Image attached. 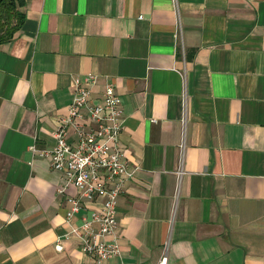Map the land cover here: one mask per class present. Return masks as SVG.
<instances>
[{
  "label": "crops",
  "instance_id": "crops-1",
  "mask_svg": "<svg viewBox=\"0 0 264 264\" xmlns=\"http://www.w3.org/2000/svg\"><path fill=\"white\" fill-rule=\"evenodd\" d=\"M24 1L0 43V264H96L70 228L100 200L68 221L76 190L40 153L88 71L137 166L100 264H156L165 242L168 264H264V0Z\"/></svg>",
  "mask_w": 264,
  "mask_h": 264
},
{
  "label": "built area",
  "instance_id": "built-area-1",
  "mask_svg": "<svg viewBox=\"0 0 264 264\" xmlns=\"http://www.w3.org/2000/svg\"><path fill=\"white\" fill-rule=\"evenodd\" d=\"M97 82V74L91 71L73 76L74 94L66 113L58 118L53 131L55 143L40 153L63 174L58 191L63 193L69 185L76 190L67 197L71 203L65 214L68 221L86 209L88 202L100 200L99 207L89 216L81 214V222L70 228L79 239V249L100 264L120 252L117 199L137 166H130L119 143L123 110L115 85L107 78L95 97ZM182 97L185 114V85ZM167 246L165 242L156 264H168ZM55 247L62 248L59 240Z\"/></svg>",
  "mask_w": 264,
  "mask_h": 264
},
{
  "label": "trees",
  "instance_id": "trees-1",
  "mask_svg": "<svg viewBox=\"0 0 264 264\" xmlns=\"http://www.w3.org/2000/svg\"><path fill=\"white\" fill-rule=\"evenodd\" d=\"M24 0H0V43L13 38L22 24Z\"/></svg>",
  "mask_w": 264,
  "mask_h": 264
}]
</instances>
